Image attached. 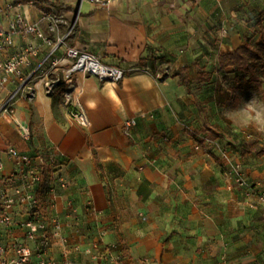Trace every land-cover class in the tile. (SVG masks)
<instances>
[{
    "label": "crops",
    "instance_id": "0c3cea01",
    "mask_svg": "<svg viewBox=\"0 0 264 264\" xmlns=\"http://www.w3.org/2000/svg\"><path fill=\"white\" fill-rule=\"evenodd\" d=\"M21 1L50 42L13 39L11 53L30 49L24 74L37 71L29 85L35 95L25 87L14 115L0 108V174L14 170L10 145L61 160L68 186L45 204V220L62 225L51 257L71 264H95L97 255L127 264H264V202L225 174L230 159L264 189V67L252 77L220 64L247 41L264 43V15L256 18L262 0H50L71 10ZM48 14L62 19L55 30ZM67 46L121 67L124 78L78 72L67 103ZM16 87H0V107ZM78 103L87 128L72 117ZM131 118L136 124L127 128ZM19 123L30 128L28 137ZM24 219L18 213L12 225L0 224L10 257L16 240H25ZM27 242L28 264H37V241Z\"/></svg>",
    "mask_w": 264,
    "mask_h": 264
},
{
    "label": "built area",
    "instance_id": "2783aa9c",
    "mask_svg": "<svg viewBox=\"0 0 264 264\" xmlns=\"http://www.w3.org/2000/svg\"><path fill=\"white\" fill-rule=\"evenodd\" d=\"M22 7L21 0H2L0 2V87L4 88L9 83L17 84V87L3 98L0 108L11 115H14L16 101L24 93L25 87H28L27 96L29 95L30 99L35 95V86L29 85L35 80L37 72L24 74V66L29 62L27 54L30 49L26 48L11 53V48L14 46L13 39L15 36L27 35L50 42V38L41 27L40 22H30ZM45 19L50 22L52 30H55L57 23L62 20L49 14L45 16ZM67 37L68 34L63 37V40ZM65 59L70 65L66 74L69 87L64 95L67 103L71 102L70 88H76L74 76L78 72L93 75L102 81L118 82L125 76L121 67L105 64L97 55L82 51L77 47L67 46ZM47 86L49 87L48 91H52L55 84L48 82ZM74 105L75 108L71 114L75 122L81 127H89L91 122L84 107L79 103ZM125 124L129 128L136 124V119H127ZM19 130L24 137H28L30 134V128L26 124L19 123ZM5 153L14 163V170L9 175L0 174V224L10 226L16 222V214L24 215L25 219L20 225L25 228V240H16L14 257L9 256L10 248L0 242V264H28L32 256L28 240L37 241V264H71L68 260L59 262L51 257L52 236H61L62 225L57 217H52L48 222L45 220L46 216L39 200V190L47 166L51 167L50 172L53 179L48 184L49 194H56L58 187L66 188L68 186L65 177L58 173L61 160L57 156L47 157L44 154L24 153L12 145L7 147ZM3 168L4 162L0 156V171ZM225 174L228 180L243 189L247 196L256 197L259 201L264 202V189L248 179L241 164L228 159ZM68 208L71 212H77V206L73 201L68 202ZM96 258L95 264H127L126 260L118 256L100 259L97 255Z\"/></svg>",
    "mask_w": 264,
    "mask_h": 264
},
{
    "label": "trees",
    "instance_id": "16d2710c",
    "mask_svg": "<svg viewBox=\"0 0 264 264\" xmlns=\"http://www.w3.org/2000/svg\"><path fill=\"white\" fill-rule=\"evenodd\" d=\"M33 2L38 3H45L48 4L51 7L56 8H68L72 9L70 5H67L62 2H53L50 0H30ZM264 43H259L258 45L254 46L249 41H247L243 46L239 47L234 53H226L222 54L220 56V64L222 67L227 66H236L243 71L250 72L252 77L257 76V72L255 69L254 61L260 60L264 62ZM263 66V65H262ZM50 170L48 169V166L46 167L44 171V177L43 181L39 190V200L41 203L42 211L45 213V204H46V198L48 197V182L46 179V176L48 175V172Z\"/></svg>",
    "mask_w": 264,
    "mask_h": 264
},
{
    "label": "rangeland",
    "instance_id": "374dc122",
    "mask_svg": "<svg viewBox=\"0 0 264 264\" xmlns=\"http://www.w3.org/2000/svg\"><path fill=\"white\" fill-rule=\"evenodd\" d=\"M256 3V0H253V5ZM262 5H264V0H262ZM263 12H262V14L260 13L259 15H257V19H259V17H261V16H263L264 15V8H263V10H262ZM259 29V28H258ZM257 29V32H258V35L257 36H259V33H260V31ZM256 32V33H257ZM263 54H264V49H263ZM254 64H255V69H256V71L258 72V73H260V70H259V67H264V62H262V61H260V60H257V61H254L253 62ZM263 65V66H262Z\"/></svg>",
    "mask_w": 264,
    "mask_h": 264
}]
</instances>
